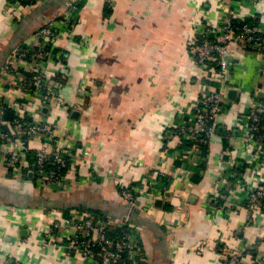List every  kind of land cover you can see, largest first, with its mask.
<instances>
[{
    "label": "crops",
    "instance_id": "obj_1",
    "mask_svg": "<svg viewBox=\"0 0 264 264\" xmlns=\"http://www.w3.org/2000/svg\"><path fill=\"white\" fill-rule=\"evenodd\" d=\"M229 10L256 18L264 33V0H0V68L15 47L40 45L38 31L48 22L63 29L55 44L60 63L50 64L47 73L69 107L50 105L41 115L55 119L56 110L60 131L89 150L99 168L76 164L65 186L47 188L27 168L12 175L0 162V264H94L40 241L51 218L72 210L111 225L130 213L140 249L126 264H220L225 246L249 249L244 261L252 264L250 253L264 252V210L249 219L244 187L235 177L225 197L218 187L230 170L244 172L249 182L260 169L245 149L240 115L254 99L264 100V44L255 51L232 46L229 105L206 162L184 171L178 152V124L206 86L221 87L220 79H207L196 65L192 40L199 42L209 24L222 25ZM31 68L28 59L17 75L0 81L14 110L40 111L18 85L9 89ZM155 169L162 172L159 197L148 195L129 212L118 179L135 184Z\"/></svg>",
    "mask_w": 264,
    "mask_h": 264
},
{
    "label": "built area",
    "instance_id": "obj_2",
    "mask_svg": "<svg viewBox=\"0 0 264 264\" xmlns=\"http://www.w3.org/2000/svg\"><path fill=\"white\" fill-rule=\"evenodd\" d=\"M32 1L40 3L43 0ZM235 14V10H229L220 26L214 27L208 23L209 26L202 32L200 41L197 42L194 37L191 43L196 65L207 79H220L221 87L217 89L206 86L186 118L177 126L176 133L180 144L178 152L184 171L194 170L206 162L209 147L219 131V117L229 105L226 83L231 65L228 55L232 53V46L261 48L264 44V33L261 32L260 25L245 23L238 27L234 24V19L243 17ZM62 30L54 21L48 22L38 31L42 40L40 45L15 47L0 68L1 81L6 74L17 75L20 64L30 59V73H22L17 81L9 82V89L15 91V84L18 85L19 94L29 98L26 100L29 102L33 97L40 108L39 112L32 113L20 108L14 110L0 89V162L12 175L27 168L37 184L47 188L65 186L68 183L69 170L76 164H90L94 166L92 171L99 169L97 164L91 162L89 150H80L72 140V135L60 131L56 110L51 112L55 119L41 115V110L50 105H53L52 108L69 107L61 97V85L50 79L47 73L50 64L57 66L60 63V53L54 49L57 48L55 44ZM214 65L217 67L216 71ZM10 108L16 114L14 121L7 119L5 115ZM240 122L246 142L245 149L252 153L254 163L260 169L258 175L251 181L248 180L249 182L243 179L244 172L234 173L230 170L219 182V197H225L224 191L232 192L230 178L235 177L244 187L241 199L252 221L256 214L254 212L264 210V179L260 176L264 171V100L254 99L248 109L241 112ZM161 174L160 169H155L151 178L135 184L123 178L118 179L119 192L127 201L130 210L141 207L148 195L154 199L159 197L156 180ZM109 226L123 229L120 238L109 236ZM40 241L56 248H64L67 253H76L90 259L94 264H126L134 261L135 253L140 249L138 229L128 217L118 225H111L109 220L80 210L57 214L51 218L49 225L40 234ZM248 251L249 249L246 251L239 247L225 246L222 248L220 264H245L244 257ZM250 254L253 258L252 264H264V252Z\"/></svg>",
    "mask_w": 264,
    "mask_h": 264
},
{
    "label": "trees",
    "instance_id": "obj_3",
    "mask_svg": "<svg viewBox=\"0 0 264 264\" xmlns=\"http://www.w3.org/2000/svg\"><path fill=\"white\" fill-rule=\"evenodd\" d=\"M23 1H27V2H30L32 0H23ZM257 19L253 17H245V18H242V19H234V24H236L238 27H241L243 24L245 23H248V24H257ZM202 38V36L200 37ZM246 49L248 51H255V48L251 47V46H248L246 47ZM56 52H58V49L55 48L54 49ZM5 115H6V118L9 119V120H12L14 121L16 119V114H15V111H13V109H7L6 112H5ZM204 151L207 152V150L205 149ZM225 192V191H224ZM69 211H64L63 214H68ZM122 228L118 227V226H109L108 227V234L111 238H120L121 234H122ZM254 255H256V252H253Z\"/></svg>",
    "mask_w": 264,
    "mask_h": 264
},
{
    "label": "water",
    "instance_id": "obj_4",
    "mask_svg": "<svg viewBox=\"0 0 264 264\" xmlns=\"http://www.w3.org/2000/svg\"><path fill=\"white\" fill-rule=\"evenodd\" d=\"M235 90H230V95H232L234 93ZM129 212H131V210L129 209ZM126 217H128L130 220H131V214L130 213H127L126 214Z\"/></svg>",
    "mask_w": 264,
    "mask_h": 264
}]
</instances>
